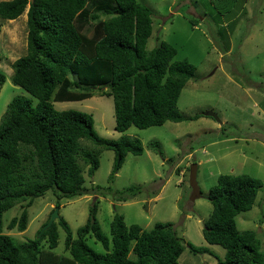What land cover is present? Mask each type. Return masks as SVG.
<instances>
[{
	"label": "trees",
	"instance_id": "16d2710c",
	"mask_svg": "<svg viewBox=\"0 0 264 264\" xmlns=\"http://www.w3.org/2000/svg\"><path fill=\"white\" fill-rule=\"evenodd\" d=\"M209 1L217 11L224 4L223 14L241 0ZM23 13L26 53L13 61L10 78L37 102L29 96H13L0 119V264H178L184 240L173 222H155L144 229L137 223L127 225L123 215L115 213L107 236L96 217L97 201L76 237L61 215L40 236V229L33 238L21 241L3 233V213L18 203L23 209L7 227L24 231L27 208L35 198L50 192L59 207L60 199L88 192L84 172L94 174L101 150L114 152L109 182L128 153L143 152L139 139L102 137L94 130L91 113L57 110L53 101L83 100L95 92L111 96L114 128L121 132L130 126L144 129L201 116L183 115L177 103L195 75V65L186 58L176 60L177 49L169 42L146 47L153 30L148 5L138 0H0L1 19H16ZM226 27L233 30L232 24ZM220 34L224 36V30ZM5 79L0 73V89ZM83 140L96 149L85 148ZM148 147L161 153L158 141H150ZM261 186V179L249 174L222 173L209 188L206 197L212 209L202 234L208 243L225 249L219 264H264L257 234L239 230L236 224V215L252 208ZM91 190L126 201L141 187L114 190L110 185H94ZM59 227L65 232L67 255L53 251L59 243ZM88 236H94L104 252L89 246ZM186 245L193 253L207 251L191 242Z\"/></svg>",
	"mask_w": 264,
	"mask_h": 264
},
{
	"label": "rangeland",
	"instance_id": "374dc122",
	"mask_svg": "<svg viewBox=\"0 0 264 264\" xmlns=\"http://www.w3.org/2000/svg\"><path fill=\"white\" fill-rule=\"evenodd\" d=\"M152 9L153 30L146 47L152 49L160 41L173 44L176 60L186 58L195 65V75L181 90L178 108L185 116L201 114L196 119L166 121L160 126L140 129L130 126L125 131L114 128L115 116L111 96L95 92L91 97L75 101H53L57 110H78L91 113L94 130L102 137L118 139L123 135L141 141L143 152L128 153L114 177L108 181L114 152H99V167L92 176H85L88 192L62 198L58 214L69 223L74 237L87 219L90 207L97 201L96 217L101 230L110 236V222L115 213L122 214L127 225L137 223L150 229L155 222L171 221L182 237L184 249L178 264H219L225 249L208 243L202 234L203 222L212 205L207 199L209 188L219 174H249L261 179L254 205L236 215L239 230H253L264 249V0H241L228 12L209 0H138ZM233 25L229 30L226 25ZM224 26V27H221ZM224 30V36L220 31ZM26 14L16 19L0 18V73L6 77L0 89V119L13 96H29L11 81L12 63L26 53ZM217 114L219 122L206 111ZM158 141L161 153L148 147ZM88 149L96 146L82 141ZM197 165L196 181L201 196L191 200L189 167ZM94 185H110L120 190L130 185L141 187L140 193L126 201L111 194L94 193ZM54 196L34 199L27 208L24 231L7 227L9 220L22 211L18 203L3 213V233L15 240L33 238L55 206ZM56 220V219H54ZM64 230L59 227V243L54 252L65 254ZM86 242L97 252L102 244L88 236ZM205 248L193 253L186 243Z\"/></svg>",
	"mask_w": 264,
	"mask_h": 264
},
{
	"label": "water",
	"instance_id": "95a60500",
	"mask_svg": "<svg viewBox=\"0 0 264 264\" xmlns=\"http://www.w3.org/2000/svg\"><path fill=\"white\" fill-rule=\"evenodd\" d=\"M30 1H33V0H30ZM203 114L207 115V116H212L215 119H217L219 122H221L219 120L217 114L213 111L209 110V111L204 112ZM196 172H197V165L195 163H192L189 167V184H190L191 189H192V193H191V197H190L191 200H194V199L201 196V190H200L199 185L196 181ZM58 217H59L58 207H55L54 210L52 211L48 221L45 224H43V226L41 227L37 236H40L41 233L50 226V224L53 222V220L58 219Z\"/></svg>",
	"mask_w": 264,
	"mask_h": 264
}]
</instances>
